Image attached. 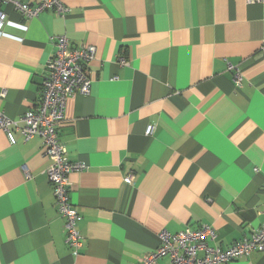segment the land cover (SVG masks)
<instances>
[{
    "label": "crops",
    "instance_id": "0c3cea01",
    "mask_svg": "<svg viewBox=\"0 0 264 264\" xmlns=\"http://www.w3.org/2000/svg\"><path fill=\"white\" fill-rule=\"evenodd\" d=\"M60 2L30 20L2 6L20 26L2 28L0 112L37 107L54 37L95 48L90 93L66 99L57 129L85 166L69 175L81 246L65 242L42 139L0 130V264H138L162 230L202 225L223 249L249 238L264 223V0Z\"/></svg>",
    "mask_w": 264,
    "mask_h": 264
},
{
    "label": "built area",
    "instance_id": "2783aa9c",
    "mask_svg": "<svg viewBox=\"0 0 264 264\" xmlns=\"http://www.w3.org/2000/svg\"><path fill=\"white\" fill-rule=\"evenodd\" d=\"M60 1L35 0L33 4H29L19 0H0V38L11 37L2 28L8 25L20 26L9 21L2 6L10 5L18 16L30 20L44 11H53L62 16L66 8ZM260 1L262 0H248L249 3ZM53 40L55 52L45 63V75L37 107L26 111L15 121L0 112V130L6 134L11 144L15 143L14 131H18L24 141L34 136L42 139L43 150L50 162L44 175L51 185L56 211L64 220L65 242L72 249V253L77 254L82 239L77 226L82 217L69 198V175L84 171L85 166L69 161L66 150L57 137V129L64 119L66 99L77 94L87 96L90 93L92 79L88 75L86 63L94 57L95 48L70 47L64 35L56 36ZM232 68L229 65L227 69ZM241 80L239 73H235L233 81L237 87L240 86ZM153 131L154 127L148 125L144 134L150 136ZM22 169L25 176L29 177L26 167L23 166ZM123 181L125 184H131L132 176H126ZM215 239L214 231L206 225L196 230L184 229L178 233L162 230L158 234L159 243L155 251L141 257L138 264H156V261L163 257L168 258L169 264H226L247 257L252 252L264 250V223L249 238L241 239L229 248L209 245L208 241L213 242Z\"/></svg>",
    "mask_w": 264,
    "mask_h": 264
}]
</instances>
